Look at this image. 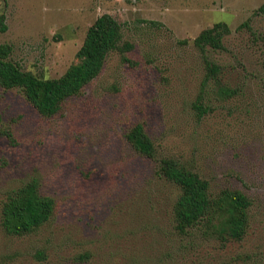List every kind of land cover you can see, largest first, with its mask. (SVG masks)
<instances>
[{"label":"rangeland","instance_id":"rangeland-1","mask_svg":"<svg viewBox=\"0 0 264 264\" xmlns=\"http://www.w3.org/2000/svg\"><path fill=\"white\" fill-rule=\"evenodd\" d=\"M263 3L0 0V44L24 71L45 79L76 61L96 18L122 25L100 73L57 115L44 117L19 89L0 87V208L7 192L31 178L56 204L54 218L29 235H8L0 218V264H264V15H253ZM248 19L254 36L236 30ZM216 22L231 33L221 50L202 55L193 39ZM204 56L216 66L213 77ZM201 90L208 110L199 118L193 105ZM136 124L158 158L188 165L213 198L229 190L250 198L242 237L167 236L176 193L155 175L156 162L126 141Z\"/></svg>","mask_w":264,"mask_h":264},{"label":"trees","instance_id":"trees-1","mask_svg":"<svg viewBox=\"0 0 264 264\" xmlns=\"http://www.w3.org/2000/svg\"><path fill=\"white\" fill-rule=\"evenodd\" d=\"M264 15V3L253 15ZM250 19L242 22L236 30L246 29L255 35L249 25ZM6 30L4 16L0 14V32ZM231 33L224 22H216L201 30L193 39V45L205 54L209 47L213 50L223 48V38ZM122 38V25L109 15H101L88 27L83 42L72 63L57 78L45 79L24 71L11 60L12 49L0 44V87L19 89L26 100L44 117L57 115L64 102L79 95L83 89L100 73L107 55L115 50ZM187 42V41H186ZM206 72L213 77L216 66L203 57ZM208 79L204 82L206 83ZM205 85L202 86V90ZM202 90L193 105L199 118L207 113L201 102ZM220 92L232 94L228 88ZM12 140L8 129L1 131ZM132 150L139 156L155 161V175L175 191V199L169 212V235L186 241L193 230L202 238L221 240L228 232L231 237H242L249 225L252 208L250 198L240 190L221 191L217 198L210 194L208 182L194 172L188 165L172 157L158 158L156 149L142 124H136L125 135ZM56 215L53 198L40 192L39 181L31 178L5 194L1 202L0 218L2 228L8 235L23 236L39 231Z\"/></svg>","mask_w":264,"mask_h":264}]
</instances>
